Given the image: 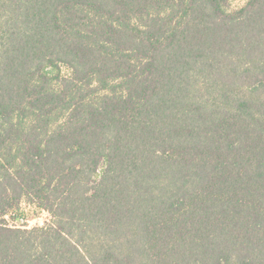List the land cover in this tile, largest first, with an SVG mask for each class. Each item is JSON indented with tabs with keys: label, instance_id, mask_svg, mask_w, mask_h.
<instances>
[{
	"label": "trees",
	"instance_id": "1",
	"mask_svg": "<svg viewBox=\"0 0 264 264\" xmlns=\"http://www.w3.org/2000/svg\"><path fill=\"white\" fill-rule=\"evenodd\" d=\"M0 264H264V0H0Z\"/></svg>",
	"mask_w": 264,
	"mask_h": 264
},
{
	"label": "rangeland",
	"instance_id": "2",
	"mask_svg": "<svg viewBox=\"0 0 264 264\" xmlns=\"http://www.w3.org/2000/svg\"><path fill=\"white\" fill-rule=\"evenodd\" d=\"M247 0H229L230 10L238 9L246 4ZM22 211L24 213V222L28 225V228L36 226H43L50 221V216L47 212L41 211L35 206L23 203Z\"/></svg>",
	"mask_w": 264,
	"mask_h": 264
}]
</instances>
